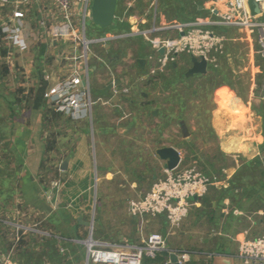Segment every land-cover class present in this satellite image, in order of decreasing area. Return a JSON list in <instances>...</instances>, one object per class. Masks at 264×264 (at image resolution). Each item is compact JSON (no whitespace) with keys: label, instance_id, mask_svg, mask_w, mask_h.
<instances>
[{"label":"rangeland","instance_id":"obj_1","mask_svg":"<svg viewBox=\"0 0 264 264\" xmlns=\"http://www.w3.org/2000/svg\"><path fill=\"white\" fill-rule=\"evenodd\" d=\"M164 1L168 3L172 0H163V2ZM120 2L121 0H117L116 10L119 8ZM173 5L176 6L174 2ZM174 6L168 5V9H176ZM16 8L26 12V16L23 17V20H26L27 22L26 23L24 21L27 24V31L29 29L30 33H34L31 35L32 41L30 43V47H34V49L30 50V53L32 55V60L36 61L34 71L36 73L35 76L37 77L33 78L31 76V79H28V69L18 65L13 69V72L10 75H6L4 81H0V93L5 92L4 97H0V219H4L3 222H0V250L3 252L11 251V258L14 264H17L19 257V252L16 253L18 243L17 236L21 237V235H23L26 240L35 237L40 238L42 236H48L49 230L39 225H33L32 216H21L14 212L16 204L13 199L16 195L18 183L12 178V175L14 174V170H16V166L11 152L9 150L6 152L2 151L5 145L10 143V130L6 122L9 119H7L8 112L5 108L10 99L13 98H11L9 93L13 90L15 92L26 91L28 89L30 90L32 86L34 90H37L35 87L38 85L42 74L41 72L44 69V64L53 75H57L55 79L61 81V79L65 78L67 73L70 71L69 66L73 65L74 62H78V69L80 72L82 71L83 79L85 80L84 67L78 57L80 55L79 53L82 52L77 51L74 54L72 49L67 48L69 42L72 41V38L67 37V42H63L60 38L56 40L54 37L47 34V32L49 33L51 27L60 25L62 22L61 14L59 13L54 1L28 0L24 2L23 0V2H14L12 4L10 2H6L3 5H0V25H2V19L6 16L11 17L12 11ZM156 15V23L160 24L158 22L159 14ZM150 17L152 20L153 12ZM167 22L177 23L179 21L168 20ZM140 27L146 28L145 25H141ZM138 29L141 30L140 28ZM83 32L88 40H94L106 36H115L113 32H118V30L111 28L101 29L93 24L89 17L85 18L83 28L80 17L79 23L76 26V35L81 37L83 36ZM166 33L168 35L171 34L169 32ZM166 33L159 32L157 34L160 36H166ZM125 34H116L120 35V37L104 40L103 42H92L89 45V55L86 61L87 67L90 70L92 66H97V70L95 72H89L90 94L93 95L95 86L100 87V82H98L99 78L108 73L107 70L102 68V64H104V66L109 67L111 70L110 72L115 78H122L125 76L127 79L129 78L128 82L130 81L129 84H131V87H129V99L133 97L135 100L129 107L133 111L137 110V112L135 115L133 114L135 118L132 120L131 130L127 133V135L129 134V137H126V135L124 138L117 133L110 134V138L106 141L107 143L102 145L103 148L100 156L103 162V167L101 169V174L108 173L109 178L101 180L102 182L99 190L101 191L103 200L101 203L97 204L91 213L86 215V218H88V221H91L92 219L94 223L92 227L94 239L112 243L120 242L124 238L128 241H135L141 239V237H145L151 232H158L165 236L168 245L172 247L180 246L182 250L188 251L191 249V246H199L200 240L203 236H210L209 234H206L208 230L207 225H205L206 227H201V229L190 228L188 225L189 223L186 222V216L182 220L180 226L173 230L169 227L167 222H162L161 224V220L158 216L145 217L146 219L144 218V224L141 229L142 235L140 236L136 220L127 216L126 209L128 200L136 199L137 197L144 195L155 181L162 179L165 176L161 164L162 161L154 154V150L160 147L163 143L166 144L171 142L170 140L172 137L174 139L172 141L174 144H183L185 141L182 138L181 130H178L177 125L170 123L165 118L172 119V117L181 118L183 116L191 133V140L193 141V146L191 148L193 153L189 154L187 161H182L185 154L182 147L181 161L177 171L194 167L196 171L201 172L200 164L198 163L199 159L205 160L206 158L214 157L217 154V143L211 139L203 137V134L200 131V127L202 126V119L199 116L200 107H206L210 110V113L212 112V104H207L210 99V94L207 95L208 98L206 103H204L205 98L202 96L204 95V91H208L205 90V88L209 89V83H206V79H203L200 75H193L194 77L191 76L193 77L192 80L188 81H181L182 79L178 76L172 78L170 77V80H167L169 81L168 83H166V81L161 83L159 88L162 90V95L157 96V88L155 90L151 89V87L146 86V81L141 79V76L148 74L150 64L144 69H140L136 64L137 59H144L147 57L149 52H151L150 43L147 38L142 35L124 36ZM155 36L156 33H152L148 35V38L151 39ZM54 41L59 43L56 48L53 46ZM41 43H47L43 57L39 56ZM64 43L65 45H63ZM240 43L241 47H239V50L243 55L239 63L247 65V61L245 59L246 56L244 54L246 49L242 45V42ZM105 44H107L108 48L114 49L115 54L119 53V55H117L118 57H116L117 59L114 57V53L110 51L106 52L104 50L103 45ZM1 46L3 49H6L7 51L9 50L7 53H13L11 59L14 56L17 59L18 54L10 48L7 41L3 40ZM78 50L81 49L78 47ZM122 51H124V53ZM74 56L77 57L75 61L72 59ZM183 56L184 55L182 54L178 55L177 61L181 62ZM4 58L7 60V57ZM24 58L26 59L27 55H25ZM42 58H44L43 60H46L45 63H42ZM5 60L3 62L0 57V65L2 63L7 64ZM233 64L235 65L237 63L233 62ZM14 72L19 73L16 80H13ZM58 73H60V75ZM232 74L234 78L238 77L237 73ZM34 79H37V81ZM142 92H147L148 97H144ZM141 98H143V102L146 104L144 105L143 103L141 106L142 108L139 107V101ZM26 99L27 98H23L21 100ZM91 99L93 100L92 96ZM15 100L18 99L16 98ZM45 100L46 104L51 105V107L53 106L48 99L45 98ZM149 100H151V103L147 104ZM28 103L29 102L25 101L24 104L26 107L28 106ZM94 110L95 105L92 106V112L90 115L87 114L86 118H84V122L86 123V126L89 129V134L91 135L93 146L91 147L93 164L95 169L100 171L101 166L99 160L98 141L96 139L94 140L97 135L95 128L97 126V122ZM151 110L156 111V114L149 116V111ZM133 115L131 117H133ZM62 117L63 118L52 122L47 128H44L46 137H48L51 132L56 133L55 139L58 141V148L60 147L61 138L64 137L65 131L68 130L70 133L73 122H76L75 119L70 117V122H65L64 119L67 117L66 114L62 115ZM181 121H183V119ZM122 138H124V142L120 145V139ZM61 156L62 153H60L59 149L50 153L49 164L57 165ZM17 171L19 170L17 169ZM64 180L63 176L58 175L54 181L57 182L58 186H61L63 185ZM98 196L101 197L99 194ZM138 224L140 223L138 222ZM89 230L90 228L88 226L81 230L83 240L88 238ZM20 231H22V234H20ZM81 244L82 246L79 247ZM35 246L39 247L38 242L35 244L29 243V247H31V249ZM76 247L79 248L78 252L82 254L79 257V261H81L82 264L83 257L86 256L85 242H79ZM64 250L65 248L61 250L62 253L65 252ZM74 261L75 260L73 259V262Z\"/></svg>","mask_w":264,"mask_h":264},{"label":"crops","instance_id":"obj_2","mask_svg":"<svg viewBox=\"0 0 264 264\" xmlns=\"http://www.w3.org/2000/svg\"><path fill=\"white\" fill-rule=\"evenodd\" d=\"M8 2L12 4L15 2V0H9ZM128 3L134 5V0H122L120 2L119 8L122 10L120 11L121 16L119 21L122 22L125 21L124 19H126L129 24V29H131V27L135 28L136 30H139L138 28H140L141 30L149 29L152 26L153 17L151 20L150 15L152 16V13L145 14L148 7L142 13L136 11L134 13L126 15L129 6ZM212 6H214L217 11L224 10V4L221 0H203L202 4L198 6V9L202 10V13L197 18H195V20H205L211 17L214 19L219 18L218 16L210 15L209 8ZM156 14H159L158 22L160 23H156L157 15H155L154 23L157 26L165 23H170L161 19L162 15L159 12L156 11ZM25 16L26 12H24V17ZM253 20L263 22L264 14H258L257 16H254ZM23 21L26 22V20ZM141 25H145L146 28H141ZM57 26L59 25L51 27L49 33L47 32V34H49V36L51 37H54L56 40L60 38L63 42H67L66 38L68 37V35H55L54 31H56ZM219 27L224 32H218L216 30L218 33L226 34L228 33V31H230L232 33V36L230 35L229 37H237L239 35L236 27ZM28 31L26 24L24 36L28 41L27 49L24 51H20L15 47L10 46V48L19 55H17V59L15 58V56L12 58L13 60L11 59L13 53H7V60H5V58H1L3 62L5 60V62H7V65L9 64L10 68L7 76L13 72V69L16 66L20 65L28 69V79H31V76L33 78L37 77L35 76L36 73L34 71L36 61L32 60V55L30 53V50L34 49V47H30V43L32 41L31 35H33L34 33H30L29 29ZM113 34L116 35L119 33L113 32ZM156 35L158 34L156 33ZM255 37L256 32L253 34L254 39ZM46 44L47 43H45V46H47ZM58 44V42H53V46L55 48L58 46ZM63 45H65V43ZM240 45V41L227 42L225 47L227 54L223 55V57L228 66L231 68V71L238 74L237 78H241L249 82L248 90L246 94L241 97L237 94L235 85L232 86L231 90L228 89L226 84L221 85V88L223 90L215 94L213 98L214 105L211 109L212 112L210 113V124L217 139L218 151L222 152L226 156H230L233 160L232 165L222 169V171H226L228 179L226 186L219 187V189H225L228 186V180L236 170L240 157L243 159H252L256 156L264 157V152L260 150V146L263 143V121L262 117L254 108L255 106H258L262 101H264V84L259 86L257 85L256 81L257 76L261 73V68L259 64L256 63V56L260 54H257L255 52L257 49L255 41H253L251 45L246 42H242V45L246 49V52L244 54L246 56L245 59L247 61V65L240 64L239 61L242 59L243 55L239 50V47H241ZM78 47L80 48V45L76 41L72 40L69 42L67 48L72 49V51H74L73 53L75 54L77 51H81L78 50ZM151 53H153L152 47L151 52H149L147 57L144 58L146 68L150 64V62L147 61V58ZM25 55H27L26 59L24 58ZM81 59L82 58H80L79 61L83 66V59ZM233 62L237 64L234 65ZM77 63L78 62H75L78 68ZM43 66L44 69L41 72L42 74L40 77L45 82L43 98L44 101H46L45 94L49 91V87L57 81L55 79L57 75H53L45 66V64ZM73 66L74 64L69 66L70 70ZM96 70L97 66H92L90 70L88 69V75L90 71L95 72ZM58 74L60 75V73ZM18 76L19 73L14 72L13 80H16ZM46 76L50 77L49 80L45 79ZM5 77L3 76L0 81H4ZM37 79L34 80L37 81ZM141 79L143 80L144 76H141ZM128 80L126 82H121L122 85L131 87V84H129L130 81L128 82ZM98 82H102L100 78ZM158 86L156 95L160 96L162 95V90H159L160 88H158ZM9 94L11 95V98H13L10 99L5 108L8 112L7 119L9 120L6 122L10 130V143H7L8 146L6 144L2 151L6 152L9 150L11 152L14 158L13 161L16 166V170H14V174L12 175V178L15 179L18 183L16 195L13 199L16 204V206L14 207V212L17 215L21 216H32L33 225H40L41 223H46L48 225L58 224L64 230V235L68 237L70 236V238L64 237V240L75 243V245L79 244V242L83 241V239L81 238V230L86 227L83 222L88 221L86 215L88 213H91V211L97 206V204L101 203L103 200L101 191L99 190L102 182L101 180H103L104 178H109L108 173L101 174V169L103 167V162L100 156V154L102 153L101 150L103 148L102 145L107 143L106 141L110 138V134L117 133L118 135H121L125 138L127 133L131 130L132 120L135 118L134 115L136 114L137 110L133 111L129 106L135 100L133 97L129 99V93L128 95H123L121 93L117 94L113 92L111 83L110 86L106 85L105 87L104 85H100V87L95 86V91L93 95L90 94V96H92L93 98L92 106L95 105L94 113L97 122V126L95 127L97 135L95 136L94 140L96 139L98 141L99 160L101 166L100 171H97L93 164V154L91 151V147L93 146L91 135L89 134V129L84 122V118H86L85 116L79 119H75L76 122H73L70 133L67 130V135L65 136L64 134V137L61 138L59 151L60 153H62V156L57 163V166L60 172L59 175L63 176L65 179L63 181V185L52 187L51 183L54 181L53 180L49 182L47 187H44L39 183L38 180L39 173L41 172V163L46 154V136L42 118L43 110L41 107L34 108L32 106L31 99L33 95H30L29 89L21 92H15L13 90ZM4 95L5 92L0 93L1 98L4 97ZM25 96L28 97V100H21ZM14 98H17L18 100H15ZM25 101L29 102L27 107L24 104ZM139 103V107H141L144 103L143 98H141ZM144 105L146 104L144 103ZM119 113L127 118H125L124 120H119L121 119V114ZM155 114L156 112L152 110L149 111V116H153ZM132 115L133 117H131ZM172 124L177 125L178 130L180 129V123ZM187 130L189 133L188 139L183 137L182 132L181 135L184 140L189 141L191 139V133L188 127ZM128 135L126 137H129ZM124 138L120 139V145L123 144ZM173 140L174 139L172 137L170 140L171 142H168L166 144L163 143L160 145V147H177L178 145H180V143L174 144V142H172ZM181 145L183 146V144ZM67 156L69 157V160L67 162L66 169L62 171L59 169V165ZM161 161L163 172L165 173V169L163 166L164 161ZM17 169L19 171H17ZM98 194L101 197H99ZM198 198L199 197L193 200L191 199L189 211L192 207L199 206ZM212 204L213 206H215V201H213ZM220 204L222 207L218 209L217 213L215 214L216 228L211 230V233H209V237L203 236L200 240V245L194 246V250H188L191 253L189 261L190 264H246L238 255V242L244 238L252 239L264 234V210H259L257 213H249L245 210L237 208L232 209V207L229 206V200L226 197L221 200ZM127 216L131 219L136 220L139 227L138 232L141 236V229L144 224V220L140 222L139 219L128 215V213ZM79 217L83 222H78ZM159 218L161 220V224L162 222H166V220H164L162 216H159ZM0 220V222L4 221V219L2 220V218ZM190 220L191 216L188 213L186 222L189 223ZM138 222L140 224H138ZM199 223L200 222H198L197 226H192V228L201 229V227H206V224ZM94 240L104 241L98 239ZM105 242L111 244H120L123 242L140 244L141 239L128 241L124 238L120 242ZM168 247L172 249L178 248L169 245ZM84 257L82 264H84Z\"/></svg>","mask_w":264,"mask_h":264},{"label":"built area","instance_id":"obj_3","mask_svg":"<svg viewBox=\"0 0 264 264\" xmlns=\"http://www.w3.org/2000/svg\"><path fill=\"white\" fill-rule=\"evenodd\" d=\"M9 0H0V5ZM28 0H24L26 2ZM62 17V22L55 32V35H68L80 45L83 59L84 77L82 71L74 66L61 81L57 80L49 87L45 94L55 110L67 116L79 119L90 115L93 100L90 96L89 75L87 57L89 45L94 40H88L83 36L76 35V26L81 17L84 28L85 18L88 17L92 0H53ZM224 10L217 11L214 6L209 8L210 15L219 18H208L205 20H194L189 22H171L156 25L154 22L157 4L152 1L145 14L153 12L152 26L147 30H136L131 27L129 33L124 36L142 35L147 38L152 47V52L147 61L150 62L148 74L153 76L159 71H165L172 63L177 62L178 55L185 54L195 56L198 59L204 58L207 68L212 65L216 67L219 58L226 55V43L229 41H240L257 45L256 53L264 56V21L253 20L254 16L264 14V0H254L259 7L258 13H252L248 0H221ZM23 0H15V3ZM128 7L132 4L128 3ZM24 11L15 9L11 18H6L1 25L4 40L9 46L24 51L28 47V41L24 36L26 23L23 21ZM76 18V21H75ZM214 26H233L239 32L237 37H229L224 33H218ZM84 31V30H83ZM169 32L166 36L156 35L149 39L151 33ZM256 32L255 39L253 34ZM175 33V34H174ZM120 35L98 38L100 42L109 40ZM163 48L159 54L158 49ZM75 61L76 56L72 57ZM49 76L45 79L49 80ZM112 90L115 93H128V87H117L114 80L111 82ZM179 166V165H178ZM178 166L172 170H165V176L155 181L150 189L142 196L129 200L127 204L128 215L137 218L142 222L145 217L164 216L169 227L176 229L182 220L187 216L190 208L191 197H201L209 186L222 187L227 184V173L222 171V176H208L196 171L194 167L177 171ZM52 187H58L56 181L51 183ZM22 227V226H19ZM86 245V256L84 264H142L145 258H154L161 251L168 254L174 252L181 264L190 261V252L187 250L172 249L167 246L164 235L158 232H151L141 238L140 244L123 242L111 244L105 241H96L92 237L83 240ZM238 255L246 264H264V234L252 239H241L238 242ZM163 263V264H164ZM0 264H14L11 258V251H0Z\"/></svg>","mask_w":264,"mask_h":264},{"label":"trees","instance_id":"obj_4","mask_svg":"<svg viewBox=\"0 0 264 264\" xmlns=\"http://www.w3.org/2000/svg\"><path fill=\"white\" fill-rule=\"evenodd\" d=\"M152 1L153 0H134V5L128 7L126 15L134 13L136 11L142 13ZM202 1L203 0H172L167 3L165 1L163 2V0H157L156 11L162 14L161 19L165 21L173 20L179 22H189L195 20V18H197L202 13V10L198 9V6L202 4ZM173 2L176 4V6L173 5ZM168 5L174 6L176 7V9L174 7H172L174 9H168ZM121 10L122 9L120 8L116 10L113 24L109 27L111 29L118 30L119 34L127 33L130 31L129 24L126 19H124L125 21L122 22L119 21ZM6 18L7 16L2 19L1 23ZM213 28L218 32L223 31L219 26H214ZM226 35L232 36V33L228 31ZM3 40L4 34L1 31L0 25V57L2 59L7 56L8 52L1 46ZM40 45L39 56L43 57L46 49L45 43H41ZM122 52L124 53V51ZM122 52L120 53L123 54ZM183 55L184 56L181 62L172 63L171 65H169L167 70L159 71L155 75L149 76L145 82L146 86L151 87V89L155 90L158 85H161L162 82L166 81V83H168L169 81L167 80H170V77L172 78L176 76L180 77L182 79L181 81L192 80L195 75L193 77L185 76V72L189 66L190 57L185 54ZM43 59L44 58H42V63H45L46 60ZM256 63L259 64L261 68V73L257 76L256 79L257 85L261 86L264 84V57H262L261 55H257ZM8 72V65L6 63H2L0 65V79L3 76L5 77ZM232 73L233 72L226 63L224 57L221 56L216 67L210 65L207 68L206 74L200 75L203 79H206V83H209V89L205 88V90L208 91H204V95H202L203 98H205L204 103L207 102V95L210 94V99L207 104H212L213 107V98L215 94L222 91L223 89L221 88V85L225 84L227 85L229 90H231L232 86L235 85L237 94L241 97L246 94L249 82L241 78H234ZM35 89L37 90H34L32 86L29 90L30 95H33L31 99L32 106L34 108H42L43 127L47 128L52 122L63 118L62 115L64 114L60 111L55 110L53 106L51 107V105L45 103L43 98L45 82L41 79V77ZM142 94L144 97H148L147 92H142ZM24 98H27L26 100H28V97L25 96ZM147 103L150 104L151 100H149ZM254 108L262 117L263 121V143L260 146V150L264 152V101H262L258 106H255ZM199 116L202 119V126L200 127V131L202 132L203 137L211 139L217 143L216 136L210 124V110L206 107L201 106ZM165 119H167V121H169L170 123L172 122L181 124V122H183L186 125V120H184L183 116L181 118L172 117V119ZM180 119H183V121H181ZM64 121L70 122L69 117L67 116ZM55 136L56 133L51 132L45 139L46 154L41 163V172L39 173L38 177L39 183L44 187H47L49 182L55 180V178L60 173L57 165L49 164V154L60 148H58L57 146L58 141H56ZM192 146L193 141L191 139L189 141H184L183 149L185 151V154L182 161H187L189 158V154L193 153V150L191 149ZM198 163L200 164V171L205 175L222 176V169L232 165L233 160L230 156H226L222 152L218 151L214 157L206 158L205 160L199 159ZM225 197L229 200V206L232 207V209L237 208L245 210L249 213H257L259 210H264V157L256 156L252 159H243L240 157L238 166L236 167V170L234 171L232 176L229 178L228 186L225 189H219L214 186H209L207 192L203 196L198 198L199 206L192 207L188 212L191 216V220L189 221L190 227L197 226L198 222H200L199 224L204 223L208 226L206 234L208 235L209 233H211V230L216 228L215 214L217 213L218 209L222 207L220 202ZM213 201H215V206H213L212 204ZM39 226L49 230V235L42 236L40 238H29L27 240L24 239L23 235H21V237L17 236L18 243L16 247V253L19 252L17 261L18 264H81V261H79V257L82 254L78 252L79 248L76 247L77 244L75 245V243L63 239L64 237L68 236L64 235L65 232L60 225H48L46 223H41ZM20 234H22V231H20ZM58 236H60L61 238ZM68 238H70V236ZM36 242H38L39 247L35 246L31 249V247H29V243L35 244ZM80 246L82 245H79V247ZM64 248L65 252L62 253L61 250ZM177 249L182 250L180 249V246H178ZM191 249L194 250V246H191ZM166 258L167 251H161L154 258L145 259L152 263L163 264ZM73 259L75 260L74 262ZM187 264L190 263L188 262Z\"/></svg>","mask_w":264,"mask_h":264},{"label":"water","instance_id":"obj_5","mask_svg":"<svg viewBox=\"0 0 264 264\" xmlns=\"http://www.w3.org/2000/svg\"><path fill=\"white\" fill-rule=\"evenodd\" d=\"M250 9L252 13H258L259 7L258 4L254 0H248ZM117 8V0H92L90 5V10L88 17L92 21L93 24L98 26L101 29L109 28L115 19V12ZM99 39H95V41H98ZM158 53H163V48L158 49ZM138 62L142 64L144 62V59H138ZM207 72V63L204 58L198 59L195 56H190L189 60V67L187 68L185 72L186 77H190L193 75H204ZM161 90V89H159ZM156 112V111H154ZM153 114V113H152ZM180 129L182 132V135L184 138H189V133L187 130V127L185 124H180ZM182 145H178L177 147L174 146H161L155 149V154L158 156L159 159L164 161V169L165 170H172L176 168L180 161V150L182 149ZM69 160V157H65L64 160L60 163L59 169L65 170L67 166V162ZM196 196H192L191 199H196ZM165 220V217L162 216ZM78 222L81 221V218H78ZM86 226L90 228L88 237H92V227L94 225L92 219L91 221H84L83 222ZM142 264H156L147 261L144 259L142 261ZM164 264H181L177 260V256L174 252H171L168 254V259Z\"/></svg>","mask_w":264,"mask_h":264},{"label":"flooded vegetation","instance_id":"obj_6","mask_svg":"<svg viewBox=\"0 0 264 264\" xmlns=\"http://www.w3.org/2000/svg\"><path fill=\"white\" fill-rule=\"evenodd\" d=\"M103 48H104V50L107 52H112V53H114L115 54V51H114V49H110V48H108V46H107V44H105V45H103ZM117 55H119V53H116L115 55H114V57L116 58V57H118ZM117 59V58H116ZM136 64H137V66L140 68V69H144L145 67H146V64L143 62L142 64H140L139 62H138V59L136 60ZM189 67V66H188ZM102 68H104V70H107V74H105V75H103V77H100L101 78V81L102 82H100V85H104V87L106 86V85H109L110 86V83L114 80V82L116 83V85H117V87H119V88H123V87H128V86H126V85H122V83L121 82H126L128 79H127V77L125 76V77H122V78H115L114 77V75H112V73L110 72L111 70L109 69V67H106V66H104V64H102ZM144 76V81H146L148 78H146V77H148V76H146V75H143ZM146 79V80H145ZM121 86V87H120ZM123 86V87H122ZM128 89H129V87H128ZM128 93H129V90H128ZM127 93V94H128ZM121 94H123V95H127V94H125V93H121ZM121 117V119H119V120H124L125 118H127V117H125L124 115H122V116H120ZM119 117V118H120ZM67 135V130L65 131V136Z\"/></svg>","mask_w":264,"mask_h":264}]
</instances>
